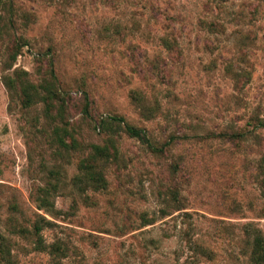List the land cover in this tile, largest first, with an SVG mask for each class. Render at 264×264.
<instances>
[{
    "label": "rangeland",
    "instance_id": "rangeland-1",
    "mask_svg": "<svg viewBox=\"0 0 264 264\" xmlns=\"http://www.w3.org/2000/svg\"><path fill=\"white\" fill-rule=\"evenodd\" d=\"M226 64L250 71L241 89ZM14 71L40 94L48 82L50 104L22 106L2 83ZM255 117L264 120V0H0V239L10 263L249 264L241 225L264 235ZM109 143L116 157L95 162L104 186L81 191L78 162L89 144Z\"/></svg>",
    "mask_w": 264,
    "mask_h": 264
},
{
    "label": "trees",
    "instance_id": "trees-1",
    "mask_svg": "<svg viewBox=\"0 0 264 264\" xmlns=\"http://www.w3.org/2000/svg\"><path fill=\"white\" fill-rule=\"evenodd\" d=\"M160 43L162 44L165 50H173L175 46V41L170 40L167 36H161ZM15 55L16 52L14 49L12 51V59H14ZM225 69L227 74L230 76L232 80H234V82H237L239 80L242 81L238 89H241L244 83L249 80L250 71L245 68L240 67L238 69H233L230 64H226ZM13 74L14 75L12 77H8V76L3 77L2 83L10 95L16 93V91L18 90L19 99L22 106H28L37 99L43 101L46 106L50 104L51 97H53L55 93L53 89L50 88L51 86L49 85L48 82H44L43 84L39 85L45 92L44 94H40L38 93L35 85L24 80V78L22 77L23 74L22 71L20 72L14 71ZM161 75H163V73ZM132 99H134L136 103L137 101H139L138 96L135 95L132 96ZM256 127L264 128V120L262 118L255 117V123H253L251 129H249L248 132H251L252 129ZM123 130L130 137H134L141 143L145 144L150 150L153 151L163 150V145H161L160 147H155L154 145H152V143L149 141L143 129L136 128L132 125L124 124ZM223 135L228 136V138L230 139L239 136L237 133H229L227 135H225V133L220 134V136ZM172 138L173 137L170 136L169 140L164 142L163 144L167 145L168 142L172 140ZM59 142L64 146H67V144L61 138H59ZM70 142L73 144L74 140L71 139ZM116 153H117L116 149L112 143L104 144V145L89 144V151L87 152V155L83 157L78 162L77 165V169L80 172V175L77 177V180L78 182L82 183L80 187L81 191L84 190L85 188L98 189L104 186V177L102 171L95 162L97 161L106 162L109 159H114L116 157ZM260 184L262 186L261 194L264 197V179L260 181ZM41 200H44V197H42ZM41 218L44 224L47 225L50 224L49 220L44 219L43 217ZM146 223L148 224L151 222H145V224ZM39 229H40V225L37 222H34L32 225L33 234L35 235L38 234ZM241 232L248 246L249 264H264V235L261 229L255 226L251 222H246L241 225ZM35 243H36V248L38 249L44 248L40 239L37 238ZM49 248L50 251L52 252H59L60 250L58 244L49 245ZM193 249L197 251L198 249L201 250V247L197 243H195L193 245ZM206 252L208 253L209 251ZM6 254H8V250L4 248V243L0 239V259L3 260L5 264H11L9 257H7Z\"/></svg>",
    "mask_w": 264,
    "mask_h": 264
}]
</instances>
